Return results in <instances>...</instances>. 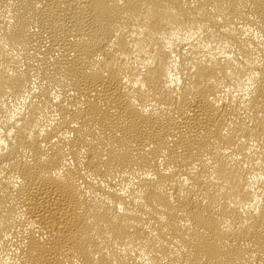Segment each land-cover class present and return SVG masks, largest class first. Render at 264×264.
Segmentation results:
<instances>
[{"label":"bare ground","instance_id":"6f19581e","mask_svg":"<svg viewBox=\"0 0 264 264\" xmlns=\"http://www.w3.org/2000/svg\"><path fill=\"white\" fill-rule=\"evenodd\" d=\"M0 264H264V0H0Z\"/></svg>","mask_w":264,"mask_h":264}]
</instances>
